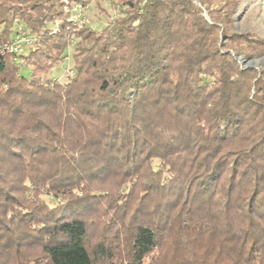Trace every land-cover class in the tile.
<instances>
[{
	"label": "trees",
	"instance_id": "16d2710c",
	"mask_svg": "<svg viewBox=\"0 0 264 264\" xmlns=\"http://www.w3.org/2000/svg\"><path fill=\"white\" fill-rule=\"evenodd\" d=\"M65 1L0 0V47L32 40L0 51V264H264V69L235 58L264 39L229 33L239 0H110L100 28Z\"/></svg>",
	"mask_w": 264,
	"mask_h": 264
},
{
	"label": "rangeland",
	"instance_id": "374dc122",
	"mask_svg": "<svg viewBox=\"0 0 264 264\" xmlns=\"http://www.w3.org/2000/svg\"><path fill=\"white\" fill-rule=\"evenodd\" d=\"M110 0H86L85 5H88L85 9L86 16L84 24L80 26H75V28H81L82 26L89 24L94 28H100L101 26L107 24L110 20L117 16V11L120 6H113L109 2ZM64 4V3H63ZM57 23V20L54 21ZM229 33H250L264 39V0H239L235 12L232 15V24ZM76 38H73L68 43L67 54L63 56L62 62L52 68L48 73L50 78H57L58 82H69L73 78L75 69L71 60V54L73 52L74 46L76 44ZM221 48L225 49L228 45L226 38L221 39ZM236 60L242 67H253L256 70L264 69V55L257 56L252 55L250 57H244L243 55H235ZM69 72V75H68ZM23 74L29 76L30 70L24 69ZM159 166V161H153V167L157 169ZM43 199L53 205L58 200H54L49 196H44ZM93 215V213H91ZM89 225L91 226L92 241L94 243L95 231H100L102 229V223L97 215L91 216ZM93 222V223H92ZM156 254L147 256L144 259L143 264H155ZM96 264H120L116 261L109 263L107 261H100Z\"/></svg>",
	"mask_w": 264,
	"mask_h": 264
},
{
	"label": "built area",
	"instance_id": "2783aa9c",
	"mask_svg": "<svg viewBox=\"0 0 264 264\" xmlns=\"http://www.w3.org/2000/svg\"><path fill=\"white\" fill-rule=\"evenodd\" d=\"M84 1L86 0H78L73 3L64 2V10L67 13V20L71 22L73 26H80L81 23L84 24L86 16L85 9L88 6L84 4ZM31 43V38L27 37L24 31H20L10 42L3 43L0 47V51L2 53L11 54L13 52H18L22 46L30 45Z\"/></svg>",
	"mask_w": 264,
	"mask_h": 264
}]
</instances>
